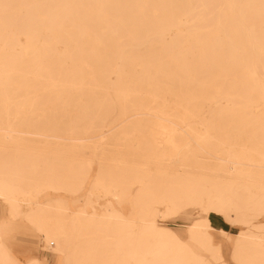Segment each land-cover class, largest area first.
Returning <instances> with one entry per match:
<instances>
[{
	"label": "bare ground",
	"instance_id": "6f19581e",
	"mask_svg": "<svg viewBox=\"0 0 264 264\" xmlns=\"http://www.w3.org/2000/svg\"><path fill=\"white\" fill-rule=\"evenodd\" d=\"M0 203V264H264V0H0Z\"/></svg>",
	"mask_w": 264,
	"mask_h": 264
},
{
	"label": "rangeland",
	"instance_id": "374dc122",
	"mask_svg": "<svg viewBox=\"0 0 264 264\" xmlns=\"http://www.w3.org/2000/svg\"><path fill=\"white\" fill-rule=\"evenodd\" d=\"M97 165L94 164L93 168L90 172V178H92L96 172ZM87 186H84L82 191H85ZM44 197L49 196H57L60 195L61 197L70 198L72 197L71 194L65 193V192H53V191H47L44 193ZM102 203L103 200H100ZM3 203V202H2ZM4 205L0 203V218H3L6 216V211L3 208ZM197 215V209L196 208H189L186 210V212L180 214L179 216H172L168 217L167 221L165 222L168 227L172 228L176 231V233L179 235L181 239L185 238V228L186 224H188L191 220L188 217H193ZM209 219L211 220L213 230L216 231L213 233V241L220 242L221 248L225 255L224 258L227 260L228 264H236L234 263L230 257L228 256L229 250L232 246V239L235 238L236 234L240 229H242L244 226H242L239 223H229L227 222L223 216L210 213ZM261 220H264V216L261 217ZM9 226L11 227L10 235L7 237V243L12 248V252L14 256L18 258L20 262L24 261L28 256L30 255H36L39 253V236L38 234L33 230V228L25 221L21 219H10L8 220ZM218 229H224L228 232L229 238L227 241H225L219 234H217ZM11 239V240H10ZM38 247V248H37ZM36 251V252H35ZM15 252V253H14ZM46 257L50 260L51 264H54V260L58 258V253L48 250L44 253ZM24 255V256H23ZM27 255V256H25Z\"/></svg>",
	"mask_w": 264,
	"mask_h": 264
},
{
	"label": "crops",
	"instance_id": "0c3cea01",
	"mask_svg": "<svg viewBox=\"0 0 264 264\" xmlns=\"http://www.w3.org/2000/svg\"><path fill=\"white\" fill-rule=\"evenodd\" d=\"M214 232H216V231H214ZM217 234H219V232H217ZM220 236H221V235H220ZM221 238H223L225 241H227V240H228V239H226V238H225V237H223V236H222ZM219 244H220V248H221V243L219 242ZM220 250H221V254H222V255H225V254H224V252H223V250H222V248H221ZM229 254H230V250H229V253H228V256L230 257V255H229ZM223 257H224V256H223Z\"/></svg>",
	"mask_w": 264,
	"mask_h": 264
}]
</instances>
